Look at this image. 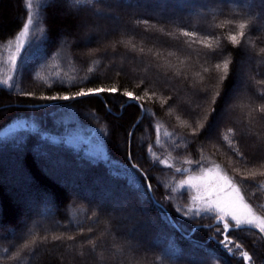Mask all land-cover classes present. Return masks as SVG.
Returning <instances> with one entry per match:
<instances>
[{"label": "trees", "instance_id": "16d2710c", "mask_svg": "<svg viewBox=\"0 0 264 264\" xmlns=\"http://www.w3.org/2000/svg\"><path fill=\"white\" fill-rule=\"evenodd\" d=\"M200 1L106 0L94 22L75 0H0V132L24 124L0 137V264H264V233L231 227L227 251L217 214L191 212L179 187L218 165L264 216V0ZM99 88L118 91L76 95ZM78 132L101 133L105 157L74 148Z\"/></svg>", "mask_w": 264, "mask_h": 264}, {"label": "snow or ice", "instance_id": "6c2138e0", "mask_svg": "<svg viewBox=\"0 0 264 264\" xmlns=\"http://www.w3.org/2000/svg\"><path fill=\"white\" fill-rule=\"evenodd\" d=\"M77 4L81 5H87L91 7L92 11L97 16H105L108 15V13L105 12L103 7H97V5H105L106 0H75ZM246 3L249 2V0H245ZM250 7H254V3H249ZM261 19H264V15L261 16ZM29 23H31V18H29ZM146 23V22H145ZM87 27V23L84 25ZM248 27L247 23L241 22L238 25V32L236 34H233L229 37L230 42L233 45H238L241 40L245 37V29ZM25 32H27V25L24 26ZM261 31H264V25L260 28ZM21 35H24V32L21 33ZM185 36L195 37L197 34L194 32H185ZM239 37V38H238ZM209 48H211V44L207 45ZM261 52L264 53V49H261ZM216 69H221V64H216ZM229 68L228 61L223 62V71L227 73ZM260 83L264 84V81H260ZM118 90L115 88L111 89H89L88 91H80L76 95L77 96H86V95H97L102 92H109V93H116ZM123 95H126L129 99L133 100H139V97H135L133 93L127 92ZM218 95V93H217ZM261 97L264 98V93L261 94ZM63 99H72V97L65 96ZM141 108H143V105H139ZM253 111L258 112L262 117H264V104H261L258 108L253 109ZM158 131V130H157ZM228 132L233 136V138L236 137V129L229 128ZM248 131H243V135H248ZM193 136L196 135L195 131L192 133ZM221 139L225 142L228 141V136L221 133ZM229 148L233 150V154L239 156L241 159H245L244 154L239 152L238 149H233L231 143H229ZM166 163V162H165ZM196 167H201V162L196 161ZM177 172H184L186 170L183 169H176ZM206 172L211 175L212 169H206ZM261 175H264V173H260ZM256 173H251L249 177H244L243 180H249L252 177H254ZM200 180H205V176L198 177ZM193 178L189 177L187 181L184 182V184L181 185L183 188H196V190H200L201 187H203L204 192L206 193V196L203 199L204 201V207L199 211H204L208 213H216L217 215L214 217L218 219L220 224L223 228L222 238L217 241L219 245H221L224 249L227 251L232 250L233 241L229 238L227 235L228 230L232 225L229 223V218L234 222L235 227L240 228L242 226H252L255 228H258L260 232L264 233V216H257L254 211L252 210V205L247 204L244 202V197L241 195L240 188L238 185H236L233 181V179L227 175H220L219 173L216 174L214 179L207 180V182L203 185H194L192 183ZM145 187L150 189L151 185L145 182ZM243 207L245 211H240L239 209ZM198 214V213H197ZM91 231V229L89 230ZM46 239V237H45ZM55 239L61 240L63 237H56ZM74 239V237L70 238ZM87 244L90 246V251H94L96 248L95 242L89 238L87 240ZM13 247H16L14 245ZM24 247H28L27 244L24 245ZM235 247L239 248V245H235ZM7 251V249H5ZM31 255V253H30ZM80 255H83L82 253ZM245 259H251L250 256H248L247 253L243 254Z\"/></svg>", "mask_w": 264, "mask_h": 264}, {"label": "rangeland", "instance_id": "374dc122", "mask_svg": "<svg viewBox=\"0 0 264 264\" xmlns=\"http://www.w3.org/2000/svg\"><path fill=\"white\" fill-rule=\"evenodd\" d=\"M140 1L141 2L144 1L145 3H147V2H149L151 0H140ZM172 1H174V0H166V3H167V4L165 3L166 7H168V6L170 7V4H174V3L177 6H179V7L182 5V3L179 2V0H175L174 2H172ZM189 1H191V0H188V3H189ZM229 1L230 0H219V3L229 2ZM209 8H210V6L206 7V11L207 12H209V10L211 9V8L210 9ZM98 17H101V16H97L96 15L94 22L97 21L96 18H98ZM116 18H117V16H116ZM84 28H85L84 35L85 36L89 35L90 31L92 29L91 26L88 25L87 27H84ZM28 31H29V27H27V32H25V30L22 31V32H24V35H21V33H22L21 32L18 35V37L15 39V41L11 44V47L9 49V53L7 54L8 55V60L10 59V61H12V60L14 62L16 61V58H17L19 52L21 51L22 47L26 43V40H27V37H28ZM95 33H96V30H95ZM91 35L94 36L93 32L91 33ZM107 39H111V37H108ZM243 72L244 73L246 72L245 69H243ZM21 125H24V124L22 122H19V121H15V122L11 123L5 129H3L2 132H0V137H6L7 135H11L15 131H17V129L19 127H21ZM103 141H104V138H103V135L101 133H97L95 135H92L89 132H78V133H74V136L72 137L71 143L74 145V148L80 149L81 147H83L84 149L81 148L80 150H83V152H85L84 153L85 156L93 161V160H97V158H101V157L104 158L105 157V148L103 146ZM82 142H85V146L84 145L80 146L82 144ZM44 159L47 160V157H46L45 154L42 155V157L39 158L40 163L42 162V164H44L46 162ZM47 163H49V162H47ZM42 164H40V165L42 166ZM1 166H2V164H0V173H2V175L4 174V171H6V173L10 172L7 168L3 169V167H1ZM206 169H212V174L209 175L206 172ZM217 173H219L220 175H226L218 165H212V166L206 167L201 172H197V173L196 172H190V173L187 174V176L181 182H179V187L182 190L186 189V188L181 187V185L184 184V182L187 181L189 177L193 178L192 183L194 185H203V184H205L207 182V180L214 179ZM201 176H205L206 179L205 180L198 179V177H201ZM19 178L20 177H18V175H17V182H18ZM1 180H2V182H4V180H5V182H7V183H8V181H10V180H6V178H4V179L1 178ZM13 180H14V178H13ZM31 180H32V178H31ZM11 184H14V182H12ZM9 186H11V185H9ZM239 188H240L241 195L244 196L243 193H242L241 187H239ZM187 189H189V197L191 199V201H190L191 203L189 202L187 205L184 204V206L185 207H189L190 209H192L191 212H193V213H204V211H199L198 212V210H201L204 207V201H203L202 198H204L206 196V193L204 192L203 187H201L200 190H196V188H187ZM10 192L12 193L13 190H11ZM26 193L27 192L25 191V193H23V195L28 196ZM20 201H22L24 203L25 199H22ZM244 202H246L245 199H244ZM239 210L240 211H245V209H243V207H241ZM252 210L254 211V213L257 216H262L261 214H259L253 208H252ZM217 222H219L218 219H217ZM229 223L231 225V223H234V222L229 218ZM233 226H235V225H233ZM235 228H237V227H235ZM248 256H250V254H248ZM244 261H245V264H253L252 257H251L250 260L244 258Z\"/></svg>", "mask_w": 264, "mask_h": 264}, {"label": "water", "instance_id": "95a60500", "mask_svg": "<svg viewBox=\"0 0 264 264\" xmlns=\"http://www.w3.org/2000/svg\"><path fill=\"white\" fill-rule=\"evenodd\" d=\"M150 190V192H151V188L149 189ZM231 228V227H230ZM232 228H235V226H232ZM229 231V230H228Z\"/></svg>", "mask_w": 264, "mask_h": 264}]
</instances>
